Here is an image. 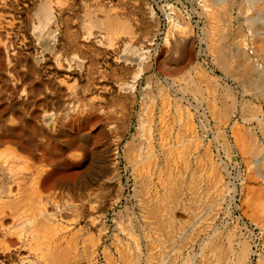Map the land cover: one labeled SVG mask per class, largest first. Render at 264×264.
<instances>
[{
    "label": "bare ground",
    "instance_id": "1",
    "mask_svg": "<svg viewBox=\"0 0 264 264\" xmlns=\"http://www.w3.org/2000/svg\"><path fill=\"white\" fill-rule=\"evenodd\" d=\"M32 5L0 0V146L5 145L0 153V264L10 251L5 236H15L14 247L19 243L27 253L34 251V258L22 264H135L127 241L102 245L103 185L104 197L112 196L115 203L128 188V198L142 201L139 214L169 237L166 206H176L185 184L190 191L199 184L209 192L212 182L233 175L205 143L194 156L201 168L186 156L201 123L197 99L220 125L218 139L230 142L228 153L259 156L243 161L246 174L233 175L234 191L248 181L264 188V0H39L30 18L26 11ZM65 10L74 14L64 16ZM76 21L86 31L73 30ZM161 46L171 58L168 68L180 75L154 70ZM135 105L142 134L156 124L161 165L145 154V164L132 167L124 184L118 157L130 169L138 151L133 140L122 143ZM252 121L256 124L250 128ZM38 136H46V142ZM39 145L47 155L37 151ZM189 165L185 183L188 171L182 169ZM150 166L162 187V197L153 203L150 180L137 177ZM40 175L48 177L49 191H70V218L46 211ZM6 208L18 217L11 230ZM120 215L130 235L138 221L130 203ZM216 229L199 243L206 251L191 253L202 255L193 264H251L252 255L263 258L252 248L258 243L242 235L235 240L228 229L218 235ZM146 256L151 261L150 253Z\"/></svg>",
    "mask_w": 264,
    "mask_h": 264
},
{
    "label": "rangeland",
    "instance_id": "2",
    "mask_svg": "<svg viewBox=\"0 0 264 264\" xmlns=\"http://www.w3.org/2000/svg\"><path fill=\"white\" fill-rule=\"evenodd\" d=\"M26 1H30L33 4L29 10L26 11V15L32 18L35 16V4L39 0ZM69 13L73 12L70 10H65L64 16H69ZM71 27L73 30L79 33L86 31V28L81 26L78 21L71 23ZM251 45L252 44L250 43L247 44L249 53L251 51ZM166 55V48L161 46L159 53L154 56V70L158 74H168L171 72L168 68L169 60H171V58ZM89 73V75H92L94 72L90 71ZM216 73L223 75L219 69L216 70ZM119 74L120 73L117 72V75ZM170 74L176 75L179 74V71H172ZM97 75L101 78L102 72L98 73ZM263 77L264 76L260 77V79L262 78V81L264 82ZM227 81L234 88L233 93L237 95L235 92V87L231 84L233 81L230 79ZM241 92L249 98L253 95L252 93H244L243 90L238 91V94ZM183 94L188 98L195 97L192 94ZM196 96H203V94L199 93ZM254 97L255 96L253 95V98ZM197 101H199L200 105L198 116L201 120V123L198 122L196 124L195 128L197 138L195 140L193 149H188L186 151V156L192 155V157H198L202 153V147L205 143L212 150V156L215 161H217L218 157H221L222 160L228 164L229 168L233 171V175L237 176L238 173H241V175L244 176V174H246L247 166L243 161L247 162L251 158L252 160L254 158L258 159L259 156H257V154L256 156L253 155L254 157L245 155L241 158L240 156H235L234 153H228L227 150L231 146L230 142L228 143L226 139L220 140L217 137L218 131L221 130L220 125L216 119H214L212 114L204 110L203 107L206 106V103H204V101L201 102L198 99ZM261 102L264 104V100H261ZM138 108L139 106L135 105L133 115L130 120L131 123L128 126L129 131L122 140V143H124L129 138L133 140V143L138 148L130 169L126 168V160L124 157H118L119 167L124 184L127 181V177H132V167H135L138 170L140 164H145V154L151 155L150 160H154L155 158L156 161L158 160L157 165H161L160 156L162 155V150L160 149V141L162 138L156 131V124L154 123L150 133L147 135L142 134L140 127L138 126ZM206 113L207 117L204 116ZM235 119L236 118L231 119L230 123H232ZM239 122L241 123L240 120ZM255 124V121L247 123L250 128ZM190 131L191 130L187 127L186 132H188V135L190 134ZM228 133L229 132H226V137L228 140H230ZM38 138L41 139L43 144L47 140L46 136H38ZM188 141L189 139H186L185 143L187 144ZM165 144L169 145V140L167 138ZM4 148L5 145L0 146V153L3 152ZM37 151L47 155L46 149L42 145L38 146ZM217 154H219V156H217ZM261 156L262 154H260V157ZM196 157H194V162H196L194 165L195 169L198 166L201 168V164L198 163V158ZM182 170H186V172L188 171L184 177V182L188 183L190 179L189 173L191 171V165H189V167L183 168ZM144 171V176L137 175V177L139 179L143 177L145 180L147 178L150 180L148 185L150 188V197L152 198L151 203H153V198L156 199L157 196L162 197V187L156 183L157 176L155 173L157 170L153 172L152 166H150L149 168L144 167ZM146 173L147 176L145 175ZM233 175L229 180L222 177L221 181L217 183L212 182L213 188L209 192L204 189L203 185L201 187L199 184H195V189L190 191L187 189L188 184H185L186 188L182 190L180 197L174 201L176 206H166V218H171V224L168 223L171 227L169 231V237L158 234L155 230L153 221L151 220L149 223L142 215L139 214L142 201L136 197L128 198V188L125 189L121 200L115 203L111 199L112 196L109 198L104 197L106 188L103 185L102 211L98 213V215L102 214V239L104 238V240H102V245L108 246L110 245V242L116 243L117 241L121 240L127 241L133 248L132 252L134 254V258L136 259V261H134L135 264H144L146 260L150 264H167L168 260L174 262V264H193L191 262L193 258L194 261H198L202 258V255L198 254L196 257H193L191 253H198V251L200 252L202 248L203 251L207 250L206 247H200L199 243H202L205 238H208L216 228L217 231L215 230V233L218 235H223L225 230L228 229L234 234L235 240L239 239L242 235L245 237L248 243H258L257 246L253 245L252 248L261 251L263 258L260 259L257 255H252L251 264H264V188L258 186V183L256 182L248 181L244 188L238 187L236 192L234 191L233 183L235 180H237V178H233ZM47 182L48 177L45 175H40L38 179V188L46 198V211L53 213V217L70 218V191H60L55 187H53V191H49L48 188H50V184ZM128 203L131 204L134 210V218H138V221L136 220L137 225L134 226L130 235H128L123 229L126 223L120 215V211L124 208L125 204ZM5 211L7 226L9 227V230H11L13 225L18 221L16 219L18 217L8 208H6ZM60 221L64 223L65 219H61ZM14 241L15 236H5V242L10 246V251L7 253V258L4 264H22L27 258H34V251L30 250L27 253L24 249V246L20 245L19 243L17 245L15 243L16 247H14ZM135 244H138L139 247L134 246ZM147 253H150L151 261L147 259Z\"/></svg>",
    "mask_w": 264,
    "mask_h": 264
}]
</instances>
